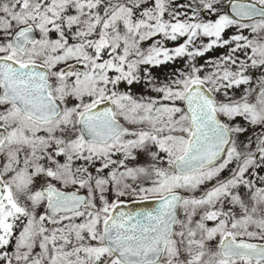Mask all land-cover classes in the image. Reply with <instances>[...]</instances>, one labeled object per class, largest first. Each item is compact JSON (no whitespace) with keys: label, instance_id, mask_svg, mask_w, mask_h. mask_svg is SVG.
I'll return each mask as SVG.
<instances>
[{"label":"snow or ice","instance_id":"6c2138e0","mask_svg":"<svg viewBox=\"0 0 264 264\" xmlns=\"http://www.w3.org/2000/svg\"><path fill=\"white\" fill-rule=\"evenodd\" d=\"M0 264H264V0H0Z\"/></svg>","mask_w":264,"mask_h":264}]
</instances>
